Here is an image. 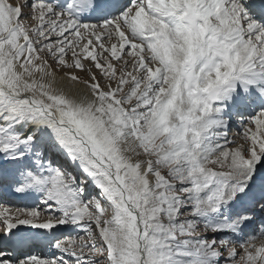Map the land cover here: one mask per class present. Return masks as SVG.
<instances>
[{
    "label": "snow or ice",
    "instance_id": "1",
    "mask_svg": "<svg viewBox=\"0 0 264 264\" xmlns=\"http://www.w3.org/2000/svg\"><path fill=\"white\" fill-rule=\"evenodd\" d=\"M0 264H264V0H0Z\"/></svg>",
    "mask_w": 264,
    "mask_h": 264
}]
</instances>
